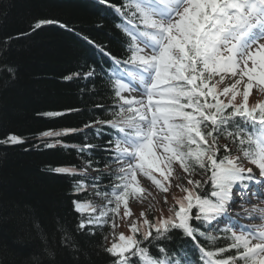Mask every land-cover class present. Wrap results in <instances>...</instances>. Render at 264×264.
<instances>
[{
    "label": "snow or ice",
    "instance_id": "6c2138e0",
    "mask_svg": "<svg viewBox=\"0 0 264 264\" xmlns=\"http://www.w3.org/2000/svg\"><path fill=\"white\" fill-rule=\"evenodd\" d=\"M100 2L120 18L117 27L127 37L125 58L96 45L112 61L111 118H95L80 130L41 134L63 137L93 130L98 138L104 126L113 130L103 149L111 153L103 169L93 167L99 164L93 155L99 145L88 143L87 133L85 142L76 146L83 166L52 169L80 177L73 179L74 193L90 186L103 201L73 200L76 232L90 236L99 232L98 249L110 257L109 264H264V100L250 103L254 89L264 95V0ZM47 24L67 27L51 19L37 20L30 27L35 31ZM11 39L7 37L5 44ZM4 70L14 78L12 67ZM81 75L91 79L97 73L92 66L65 79ZM72 111L44 115L59 117ZM22 143L24 139L14 133L0 138L2 145ZM89 168L97 174L93 176ZM105 177L110 178L108 184L103 183ZM145 179L166 194L164 203L170 188L184 193L168 207L167 216L150 220L142 211L133 218L130 200L142 202L151 195L150 188L142 186ZM237 201L240 212H234ZM225 217L236 223L216 231L230 235L208 232ZM243 219L260 223H240ZM118 220L128 224V234L115 231ZM176 231L195 246V262L187 251L180 256L167 247ZM61 233V246L78 251L72 234L63 229ZM198 237L209 245L220 239L229 243L206 248ZM229 250L234 254L222 255Z\"/></svg>",
    "mask_w": 264,
    "mask_h": 264
},
{
    "label": "trees",
    "instance_id": "16d2710c",
    "mask_svg": "<svg viewBox=\"0 0 264 264\" xmlns=\"http://www.w3.org/2000/svg\"><path fill=\"white\" fill-rule=\"evenodd\" d=\"M120 2L109 0V4ZM41 19L59 21L67 27L47 24L33 31L30 26ZM120 22L111 7L100 0H0V138L14 133L24 139L15 146L0 144V264H109L110 257L98 249L102 240L99 232L90 236L75 230L78 213L72 202L93 200L94 190L89 186L74 193L73 179L80 177L58 174L52 169L83 166L76 146L85 142V133L88 143L99 145L93 153L99 164L93 167L103 169L111 156L103 149L112 139L113 130L104 126L98 138L93 130L63 137L41 134L48 130H80L95 118H111L115 100L108 74L112 61L96 45L106 46L113 55L125 58L127 37L117 27ZM7 37L12 39L5 44ZM5 66L15 70L14 78L4 70ZM92 66L97 73L94 78L84 79L81 75L65 79ZM253 93L250 103L264 100V95ZM68 109L73 111L63 116L44 115ZM57 139L61 143H56ZM46 143L53 146L47 147ZM88 171L91 173L92 168ZM109 179L105 177L103 183L108 184ZM181 193H173L171 205L184 195ZM166 211L155 214L159 217ZM62 229L72 234L78 251L61 246ZM216 229L208 232L230 235ZM172 235L167 247L180 256L187 251L195 262L198 253L192 242L179 231ZM198 239L206 248L226 247L229 243L220 239L209 245L204 237ZM45 248L54 256H49ZM232 254L234 250L222 255Z\"/></svg>",
    "mask_w": 264,
    "mask_h": 264
},
{
    "label": "rangeland",
    "instance_id": "374dc122",
    "mask_svg": "<svg viewBox=\"0 0 264 264\" xmlns=\"http://www.w3.org/2000/svg\"><path fill=\"white\" fill-rule=\"evenodd\" d=\"M253 167V166H251ZM93 171H91L92 173ZM199 178V177H197ZM186 183V181H185ZM142 186H144L145 188H150L151 190V195H148L146 197V199H144L142 202H138L136 200H130V208L132 210V213H133V218H139L140 217V214L142 211H144L147 216H148V219H153V217H158L155 212L156 211H161L163 209V212L165 211V209H168L169 206H171V201L172 199L175 197V196H172L173 193H178V190L177 188L175 187H172L170 188V193L169 195H167V203H164V196L166 195L165 193L163 192H160L158 189L155 188V186H151L150 182L147 181L146 179L142 181ZM182 192V191H181ZM181 194H184L183 192ZM94 197L96 198V201H99L100 199L94 195ZM181 197V195L179 196ZM178 197V198H179ZM102 201V200H101ZM152 201H155V203H153V207H152V210L149 211V203L152 202ZM252 203H255V204H259V200H256V199H253L251 201ZM244 207H248V205H244ZM241 211V208H240V205H239V201H237V204L234 208V212H240ZM123 213V208H121V215ZM169 213L166 211L164 213V216L168 215ZM225 219V218H224ZM227 221H229V219L227 218ZM253 222V223H260L259 220H248V219H243L241 220L240 222ZM230 223H236L235 220H232V221H229ZM118 223V227L116 228V232L119 233V232H124L125 234H128L129 233V228H128V224L123 221V220H118L117 221ZM224 221L222 220L219 224H223ZM110 231V229H109ZM111 239L112 237L110 236V239H109V242L111 243Z\"/></svg>",
    "mask_w": 264,
    "mask_h": 264
}]
</instances>
